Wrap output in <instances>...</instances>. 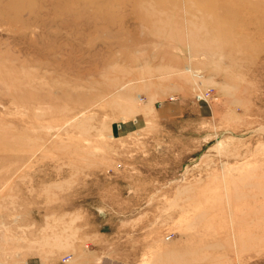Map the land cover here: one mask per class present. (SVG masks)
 <instances>
[{
    "label": "rangeland",
    "instance_id": "374dc122",
    "mask_svg": "<svg viewBox=\"0 0 264 264\" xmlns=\"http://www.w3.org/2000/svg\"><path fill=\"white\" fill-rule=\"evenodd\" d=\"M0 264H264V0H0Z\"/></svg>",
    "mask_w": 264,
    "mask_h": 264
},
{
    "label": "built area",
    "instance_id": "2783aa9c",
    "mask_svg": "<svg viewBox=\"0 0 264 264\" xmlns=\"http://www.w3.org/2000/svg\"><path fill=\"white\" fill-rule=\"evenodd\" d=\"M207 94V96H208V93H206Z\"/></svg>",
    "mask_w": 264,
    "mask_h": 264
}]
</instances>
